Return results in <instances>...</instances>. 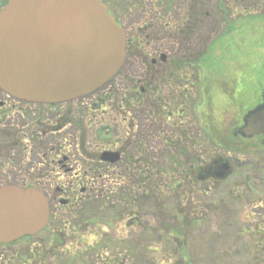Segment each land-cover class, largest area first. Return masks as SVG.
<instances>
[{"label": "rangeland", "instance_id": "obj_1", "mask_svg": "<svg viewBox=\"0 0 264 264\" xmlns=\"http://www.w3.org/2000/svg\"><path fill=\"white\" fill-rule=\"evenodd\" d=\"M134 1L140 0H118L112 6L114 15L126 26L132 18L123 16L122 7ZM171 2L176 5L171 17L180 19L177 16L179 5H183L189 15L191 33L196 38L199 35L203 38L209 31L213 37L208 44L217 38L210 47L204 48V42L198 39L197 49L192 46L183 51L186 62L203 59L197 70L187 62L188 79L197 87L187 84L192 94L185 114L188 122L194 123L193 108L200 115L208 113L211 120L208 122L213 126L218 143L227 147L232 144L227 139L232 117L251 107L252 101H249L264 90V4L256 14L234 10L228 21L223 19L220 23L218 0ZM131 17L137 18L134 14ZM130 68L129 64L125 68L127 76ZM120 77L118 75L109 85L116 89L107 106L109 114L113 115L119 108L113 102L114 94L121 98L126 92ZM239 93H243L247 101L237 104L234 110L226 102L230 97L236 99ZM124 115L128 119H124L119 127L121 132H115L116 136L129 130L131 117L125 107ZM84 127L87 128L86 124ZM214 149L212 156L222 154L232 159L235 172L229 179L216 183L187 182L176 188L163 185L162 192H149L139 198L134 208V223L131 210L122 209L130 218L121 219L118 208L100 206V200L95 204L85 202L83 218L78 222L91 218L88 220L98 223L89 224L86 229L80 224L75 241L67 244L68 251L89 248L87 252L81 250L82 256L89 253L87 260L93 259V264H116V259H124L126 264H264V154L234 155L226 148L216 146ZM100 222L102 225L106 222V227H100ZM71 260L72 255L66 253L60 264H71Z\"/></svg>", "mask_w": 264, "mask_h": 264}, {"label": "flooded vegetation", "instance_id": "obj_2", "mask_svg": "<svg viewBox=\"0 0 264 264\" xmlns=\"http://www.w3.org/2000/svg\"><path fill=\"white\" fill-rule=\"evenodd\" d=\"M6 1L0 0V8ZM150 10L160 20L158 25L162 30L155 29L159 34L154 32L150 38L145 34L142 20H134L133 29L127 33V45L135 50L129 69L131 82L125 69L119 79L122 85H126L125 89L133 93L128 101L131 98L133 103L130 126L136 138L145 129V123L153 130L186 125V119L182 122L176 117L186 113L187 96L191 98L192 94L187 84L194 86V82L188 79L187 62L169 60L170 49L175 46L173 40L181 48L186 42L184 31L172 35L173 28L187 17L184 9L180 8V19L175 21L165 9L160 10L155 4ZM151 20L150 27H154L155 18ZM189 63V67L193 66L192 62ZM107 95L89 93L66 102L37 104L20 102L0 89V187L7 184L34 186L46 195L49 203V219L41 231L13 241L0 240V264H60L66 253L72 255L71 264H81L77 259L83 251L90 249L77 248L71 253L67 244L75 241L80 224L86 229L87 225L98 223L88 220L91 218L84 223L78 222L83 218L84 203H97L100 198L102 206H107L108 198L104 193L108 181L140 178L143 162L139 149H134L133 162H127V142L123 140V134H115L121 132L120 125L128 119L123 110L124 98L118 95L116 104L119 108L113 115L107 109L111 100H102ZM236 97L228 100L229 105L237 107L247 101L243 93ZM251 101V107L232 117L227 139L251 154H264L263 133L243 136L239 132L244 117L264 105V90ZM201 122L197 124L199 131L204 127ZM114 137L120 140L116 141ZM105 151L118 152L119 159L115 162L104 160ZM198 182L195 178L193 183ZM110 207L116 208L114 203H110ZM118 209L121 219L130 218L123 212L130 208L122 210V206H118ZM133 210L132 223L136 222ZM106 224L99 223L100 227H106ZM85 256L89 253H84Z\"/></svg>", "mask_w": 264, "mask_h": 264}, {"label": "water", "instance_id": "obj_3", "mask_svg": "<svg viewBox=\"0 0 264 264\" xmlns=\"http://www.w3.org/2000/svg\"><path fill=\"white\" fill-rule=\"evenodd\" d=\"M124 60L125 30L103 0H9L0 10V88L14 97L77 98L106 83ZM240 132L264 133V106L248 114ZM103 157L116 161L118 153ZM233 172L229 159L216 156L198 179L224 180ZM47 218L48 202L38 189H0V240L34 234Z\"/></svg>", "mask_w": 264, "mask_h": 264}, {"label": "trees", "instance_id": "obj_4", "mask_svg": "<svg viewBox=\"0 0 264 264\" xmlns=\"http://www.w3.org/2000/svg\"><path fill=\"white\" fill-rule=\"evenodd\" d=\"M151 0L138 1L146 14L151 12L149 4ZM171 0H159L158 6L164 10L170 5ZM135 1L126 4L125 9L132 11ZM264 0H218V11L220 23L229 20V16L234 10L241 9L245 12L259 11ZM205 16H208L205 13ZM159 21V19H156ZM205 23L207 21L205 20ZM231 28V24L228 25ZM227 27V28H228ZM154 29L159 30L158 22L154 24ZM209 36L204 34L203 42L206 48ZM197 122H187L186 125L173 126L169 130H153L146 124L138 138L130 135L127 140L129 143L126 160L133 162L134 149L138 148L140 161L143 162L144 170L139 180H126L115 185V192L107 194V203L115 205H130L135 202L136 196L133 194L136 189L139 190V197H144L149 192H162V186L167 185L174 187L176 184L184 181H191L195 177L201 164L212 157L215 147L218 146L213 131L205 127L199 131ZM163 128V122H160ZM154 140V146L152 145ZM233 150H240V146H231ZM125 160V161H126ZM187 176V177H186ZM136 187V188H135ZM264 238V233H262ZM263 241V240H262ZM261 245V244H260ZM116 264H126L124 259L115 260Z\"/></svg>", "mask_w": 264, "mask_h": 264}]
</instances>
